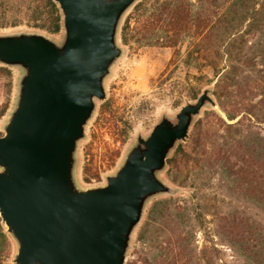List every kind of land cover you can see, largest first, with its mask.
Returning <instances> with one entry per match:
<instances>
[{
	"label": "rangeland",
	"instance_id": "1",
	"mask_svg": "<svg viewBox=\"0 0 264 264\" xmlns=\"http://www.w3.org/2000/svg\"><path fill=\"white\" fill-rule=\"evenodd\" d=\"M140 1L119 23L122 55L104 81L105 99L96 101L78 144L76 181L81 188L103 185L138 134L147 136L161 116L173 117L209 89L216 107H204L186 140L170 152L168 158L180 145L186 162L180 159L174 169L166 164L159 173L172 193L146 204L125 264H264V22L259 14L250 20L247 16L235 32L207 28L193 45L185 40L167 47L162 42L165 30L185 27L184 17L189 26L196 9L190 8L188 17L184 12L161 22L144 21L148 12L141 17L133 10ZM127 20L130 32L123 42L121 27ZM1 22L0 34L39 32L27 29L22 10H13ZM39 33L58 41L63 31ZM188 51L194 52L190 59ZM10 69L12 108L20 70ZM163 200L169 209L150 221L149 209ZM197 215L201 225L194 220ZM2 227L6 238L0 240V264H12L15 244ZM185 232L191 235L190 255L177 248Z\"/></svg>",
	"mask_w": 264,
	"mask_h": 264
},
{
	"label": "water",
	"instance_id": "2",
	"mask_svg": "<svg viewBox=\"0 0 264 264\" xmlns=\"http://www.w3.org/2000/svg\"><path fill=\"white\" fill-rule=\"evenodd\" d=\"M62 37L0 34V65L17 68L13 106L0 134V221L15 244L12 264H125L146 204L172 193L159 178L201 110L205 89L173 117L138 134L117 170L81 188L76 153L104 81L122 55L117 31L138 0H52Z\"/></svg>",
	"mask_w": 264,
	"mask_h": 264
},
{
	"label": "trees",
	"instance_id": "3",
	"mask_svg": "<svg viewBox=\"0 0 264 264\" xmlns=\"http://www.w3.org/2000/svg\"><path fill=\"white\" fill-rule=\"evenodd\" d=\"M256 6L259 8L256 9ZM190 8L196 9L194 11L195 18L190 21L188 26V19L183 18L185 27L182 29L174 28L165 30L162 37L163 44L167 47L176 46L179 43L188 40V42L196 43L200 39L205 29L222 28L223 31L232 33L237 31V28L245 17L254 19L255 15H260L261 21L264 22V0H197L196 4L188 0H141L138 2L133 10L144 16L148 12L149 17L144 19L148 21L155 19L161 22L164 16L177 18L182 13L187 17L190 15ZM20 11L27 17L26 27L30 30L43 32L49 35H57L62 31V15L56 3L52 0H0V18L4 20L12 11ZM4 23H0L3 27ZM130 32L129 21H125L121 27V39L126 40V35ZM146 38V37H143ZM195 40V41H194ZM192 51H188L187 59L193 56ZM0 87L3 93L0 95V122L5 118L12 105L14 81L12 70L9 67L0 65ZM229 120L233 119L231 115H227ZM173 151L172 157L166 159V164L169 168L177 167L180 159L184 160L186 154L181 150V146L177 145ZM184 162H186L184 160ZM175 179L171 178V182L175 183ZM185 212V209L176 206ZM159 208V209H158ZM169 209V203L166 200L158 202L148 211V219L154 221L157 218L163 217V212ZM201 215H197L194 220L201 225ZM148 225V224H147ZM6 238L3 232L2 223L0 221V240L4 241ZM191 235L185 232L182 237L178 238L177 248L186 255L191 254Z\"/></svg>",
	"mask_w": 264,
	"mask_h": 264
}]
</instances>
